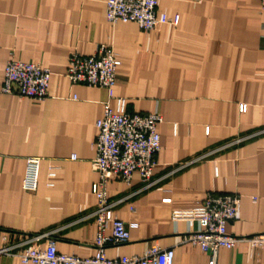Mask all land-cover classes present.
I'll list each match as a JSON object with an SVG mask.
<instances>
[{
  "label": "crops",
  "instance_id": "obj_1",
  "mask_svg": "<svg viewBox=\"0 0 264 264\" xmlns=\"http://www.w3.org/2000/svg\"><path fill=\"white\" fill-rule=\"evenodd\" d=\"M106 3L0 0V81L10 60L52 74L42 101L0 94V240L20 244L50 234L61 254H96V226L81 221L97 206L96 123L107 103L115 110L125 100L130 114H161V151L151 189L139 192V174L130 186L109 183V201L121 202L115 215L136 227L127 244L107 247L106 257L144 256L158 246L174 250V264H208L211 256L188 241L186 222L172 221L175 210L195 207L208 195H238L241 210L228 233L264 234L261 0H160L158 13L178 16L179 23L151 32L135 23L109 24ZM101 45L116 53L111 97L66 76L73 54L92 56ZM30 158L41 160L35 193L23 188ZM214 257L216 264H264V249L241 243ZM0 264L23 263L1 256Z\"/></svg>",
  "mask_w": 264,
  "mask_h": 264
},
{
  "label": "built area",
  "instance_id": "obj_2",
  "mask_svg": "<svg viewBox=\"0 0 264 264\" xmlns=\"http://www.w3.org/2000/svg\"><path fill=\"white\" fill-rule=\"evenodd\" d=\"M160 0H107L106 19L109 24L135 23L142 31L151 32L163 24L179 23V17L168 18L160 15ZM264 10V0H261ZM51 72L37 64L10 60L5 66L4 77L0 81V94L16 95L35 101L48 97ZM73 85H86L101 88L112 95L117 82L116 53L111 46L101 45L92 56L73 54L66 72ZM242 113L247 106L240 108ZM163 123L159 112L152 114H130L126 110L125 100H118L115 110L107 103L103 117L97 121L98 135L95 142L96 156L92 162L99 174V181L93 186L97 199L95 210L81 219L92 220L97 234L94 256L81 259L59 253L50 234L33 236L20 244H11L7 236L0 240V257L18 258L23 264H174L173 249L152 246L144 256L108 259L104 250L109 246L127 244L130 230L136 225L123 222L115 215V209L121 202L108 199V185L120 180L130 186L134 174H139L143 184L139 192L154 186L152 176L156 167V156L161 151V136L158 126ZM201 156L195 160H203ZM71 160H76L75 156ZM41 160H27L23 188L35 193L39 185ZM241 210V198L238 195H208L197 206L175 210L174 223L186 222L188 241L211 257L208 264H216L214 255L220 249H233L238 244L247 243L251 249H264V234L250 237H234L227 231V224L237 219ZM48 239L41 244L43 240Z\"/></svg>",
  "mask_w": 264,
  "mask_h": 264
}]
</instances>
